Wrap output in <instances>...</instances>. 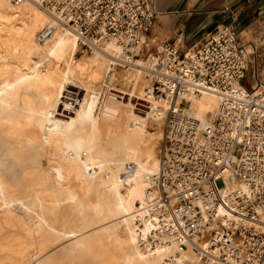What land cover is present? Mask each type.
<instances>
[{"label": "bare ground", "instance_id": "6f19581e", "mask_svg": "<svg viewBox=\"0 0 264 264\" xmlns=\"http://www.w3.org/2000/svg\"><path fill=\"white\" fill-rule=\"evenodd\" d=\"M40 7L44 8L50 18ZM46 24L42 37L54 29L59 31L45 41L44 48L55 60L57 58L67 63L65 69L56 65L53 70L41 73L33 69L30 55L41 48L36 33ZM79 38L77 30L67 26L55 8L46 7L42 0H0V77L3 78L0 86V148L11 147L0 152V241H7L13 235L7 229L25 225L15 221L16 217L11 213L15 210V203L5 202L10 185L17 183L24 186V194L28 198L26 212L35 214L40 220L36 224L41 227L46 209H51L47 207L49 203L46 204V201L66 198L85 199L84 206L90 210V218L88 223H83L84 227L101 223L89 239L81 235L65 248L67 254L64 264H72L75 259L87 261L78 264H187L193 258L201 259L202 249L207 248V242L178 244L169 233L159 229L150 214V205L159 195L156 179L160 157L151 145L148 146V142L160 137L165 108L167 115L171 108L187 107L203 125L210 123L220 101L218 93L212 90L189 92L185 95L186 101L173 98L171 94H156L162 101V110L160 103H157L159 100L152 93L153 85L150 86L145 77L144 72L150 74L146 63L138 58L132 64L125 65L124 46L118 42V37L99 42L88 41L92 48L91 54L84 55L81 60L72 58L71 62L70 55L75 52L76 42L79 48ZM141 62V70L134 68ZM150 80L152 83L151 75ZM23 82L33 83L36 89H41V93L36 92L32 99L27 96L28 100L25 98L27 101L24 100V104L18 107V98L17 101L12 99L10 89L14 85L20 87ZM89 91L93 92V96L84 105L79 97L84 98ZM127 91L129 98L126 101L116 98L117 95L122 98L127 96ZM3 95L8 97L4 98ZM11 112L16 115L13 120L8 118ZM88 115L91 116L89 120L86 119ZM147 121L151 125L156 124L158 130L151 131L150 127L153 126L144 128ZM23 128L29 129L22 131ZM91 136L99 139L89 148L86 146H89ZM104 137L114 138L115 142L112 143L120 152L119 156L114 154L116 157L109 160L106 154H96V151L104 150ZM83 147L88 154L79 161ZM4 162L10 163L8 173L1 167ZM128 164H133L134 170L125 178L122 173ZM59 168L64 171L62 176ZM101 169L102 173L98 174L102 176L101 180L96 188L93 186L91 189L92 177ZM67 174L73 177L74 183L62 182L61 179ZM238 188L247 191L241 181H227L226 188L217 191L221 200L216 218L225 217L235 225L251 224L264 230V204L256 207L255 214L247 216L224 201L226 193H232ZM90 195L95 197L94 201ZM14 196L16 200L18 195ZM70 208L84 215L82 206L67 208L73 211ZM118 229H122L123 233L119 234ZM42 247L40 245L39 248Z\"/></svg>", "mask_w": 264, "mask_h": 264}, {"label": "built area", "instance_id": "2783aa9c", "mask_svg": "<svg viewBox=\"0 0 264 264\" xmlns=\"http://www.w3.org/2000/svg\"><path fill=\"white\" fill-rule=\"evenodd\" d=\"M44 1L77 30L82 45L118 37L125 65L147 48L143 60L156 94L186 101L189 92L218 93L217 111L206 125L187 107L170 109L156 179L159 195L150 214L178 244L207 242L200 264H264V231L216 218L217 191L227 181L247 187L224 195L232 207L251 216L264 204V83L243 84L252 51L233 28L216 27L185 48L163 43L153 50L147 37L157 15L155 0ZM133 170L128 164L123 177Z\"/></svg>", "mask_w": 264, "mask_h": 264}, {"label": "rangeland", "instance_id": "374dc122", "mask_svg": "<svg viewBox=\"0 0 264 264\" xmlns=\"http://www.w3.org/2000/svg\"><path fill=\"white\" fill-rule=\"evenodd\" d=\"M43 4L44 5H48V4H46L45 1L43 2ZM39 6H41V5L39 4ZM51 7H52V5H51ZM40 8L49 17L48 13L44 10V8L43 7H40ZM47 25L48 24H46L45 26L41 27L37 31V33H36L37 42H38V44H39V46L41 48L36 52L37 54L36 53L35 54L34 53H31L32 56L30 55L31 62L33 64V69H35V71H37V72H41V71L42 72H45L46 70H53L56 67V65H59V67L61 69H65L66 68V63L67 62L61 61V60H59L57 58L55 60V57L53 55L51 56V54L44 48L45 41L49 40L50 37L53 34H55V33H57L59 31L58 29H54L52 31V33H50L49 35H47L45 37H42L41 36V33H42V31H46L45 29H46ZM242 37H243V39H242L243 41H246L249 38L247 35L246 36H242ZM147 40L149 41L150 47L154 50L157 47L158 48L160 47V45H161L160 42L162 40V37H159V38H157V40H154V38H153V36L151 34V35H148ZM251 43H252L253 47L248 46V48L250 50L252 49V53H251V80L253 78H255V79H258V83H264V33H254V31L251 30ZM75 46H76L75 52L72 55H70L71 56L70 57L71 62H73V59L72 58H74L75 60H81V58L84 55L91 54L92 48L88 47L87 45H85V44L82 45V43L79 42V48H78V45H77V42H76ZM42 48L45 51H47V52H45L44 50H42ZM146 49L144 50V52L138 58H141V59L144 58V54L147 52ZM48 60H50V61H48ZM141 64H142V62L138 66H136L134 68H136V69L137 68L138 69L142 68V65ZM119 67H121V66H119ZM123 69L130 70L128 68H123ZM132 70L135 71V69H132ZM144 73L146 74V75L145 74L144 75H145V77L147 79V82L149 83L150 86H152L153 83H151L150 74H148L147 72H144ZM2 79L3 78L0 77V86H1V83H2ZM32 86H34V87H32ZM35 87L36 86L33 83H30L29 84L28 82L21 83L20 87H17V85H14L13 87H11L12 90L10 89V94L12 95V99H14L15 101H17L16 99L18 98V101L16 102V105L18 107H21L24 104L23 103L24 100H25V102L28 100L27 99V96H29V98L32 99V96L34 98L37 93H41L40 92L41 89L39 90V89H36ZM38 90H39V92H38ZM153 90H154V88L152 86V93L154 94L155 99L156 100H159L158 97H156V93ZM15 92H16L17 95L15 94ZM92 94H93V92L89 91L85 95L86 97L84 96V98H83V96H80L79 97L80 102L82 104L86 105L85 103L88 101V99H91V96H93ZM128 95H129V92L127 91V96L124 95L123 98H122V97H118V95H117L116 98H119V99H121L123 101H126L129 98ZM2 97L6 98L8 96L7 95H3ZM131 101L132 102H135V99L134 98H131ZM157 103H158V105L160 103L159 107H162V110H163L164 107H163L162 101L159 100V101H157ZM165 109L163 111L165 113H163V122L161 124V135H160V137H158L156 140H153V141L150 140L148 142V146L151 145V148L155 152L158 153V155H159L160 158L162 157V153L164 152V145H165L164 144V142H165L164 141V133H165V129H166L167 118H168V115L170 113V110H169L167 112V115H166V110ZM11 111H12V109H11ZM15 117H16L15 113H12V112L8 116L9 120H13ZM90 118H91V116H89V115L86 117L87 120H89ZM145 125H144V128L146 127V129H149L150 126H153V128L150 127V130L153 131V132H156L158 130L157 129V126H155L156 124L151 125L150 122L147 121ZM27 129H29V128H23L22 131H24V130L26 131ZM110 138H111V140H110ZM12 139H14V138H12ZM98 139H99L98 137L91 136L89 138V146H86V147H89L90 148V146L91 145H94L93 143H96L98 141ZM102 140H103V143H104V150L103 151L100 150L101 152L99 150H98L99 152L96 151V154L97 155H100L101 154V156H102V154L103 155L106 154L105 157L108 156L107 158L109 160L111 159V157H113L115 155L116 156H119L120 155V152L116 148H114L115 147V144H113L115 142L114 138H112V137H107V138L104 137V138H102ZM68 148L71 149V147H68ZM91 148H92V146H91ZM7 149H11V147H8V148H0V152L1 151H6ZM109 151L111 152L112 155L110 154ZM87 154H88V151L85 149V147H83L81 153L79 154L80 157H81V159H79L80 157H78V160L79 161L82 160ZM49 162L51 164H54L53 161L52 162L49 161ZM4 163H3V165H1V167L3 168L4 172L8 173L9 172V169L11 167H9V168H7V167H8V165L10 163H7V162L5 164ZM126 163H132V162H126ZM73 169L74 168H72L71 171ZM59 171H61L60 173H61V176H62L63 175L62 172H64L63 169H60ZM102 171H103L102 169H101V171L99 170L95 174V176L92 177V180H91V182H92L91 189H93V186H94V188H96L98 186L99 181L101 180V177H102L101 175H98V174H101ZM67 176H65V178L63 177L61 179L63 183H65V184H67V183L68 184H72V183L75 182L74 180H72L73 177H70L68 174H67ZM151 180H150V182H151ZM10 189L12 190V192H11ZM7 194L9 196L7 197L8 199L5 198V202L8 203L9 201L10 202L13 201L12 204L15 203L14 204V207H13V209H15V210H13V212H11L12 215L17 218V219L15 218V221L17 220L18 223H21V224L24 223L25 225H23V227H15V228H12V229H7L8 232L10 231L9 233H12L13 232V235L10 238H8L7 241L6 240L5 241H0V251H1L0 252V264H5V263L6 264H12L13 261L16 264H40V263H42V264H50V263L51 264H54V263L55 264H64V257L67 254L65 248L67 246H69L70 244H72V242L74 240L78 239L81 235L85 236L86 239H89L91 236H93L94 230L96 229V227H99L101 225V223H96V224H93L91 226H85L84 227L83 223H88V218H90V210H87L85 208V206H84L85 199L84 198H81L80 200H74V199H68V198H66V199H58L57 201H53V200L52 201H46V204H47V202L49 203V204H47V207H49L51 209H46L47 211H45V214H44L45 219H44V222H43L42 227H41V226H39V225L36 224V223H39V221H40L39 218L35 214L33 215L31 213V215H30L29 212H26L27 211L26 210V206H27L26 204H28V198H27L26 194H24V186L23 185L21 187L17 183L11 184L10 185V188L8 189ZM13 195H18L17 197H19V198L17 199V197H16V200H15V199H13V198H15V196L13 197ZM90 199L92 201H94L95 200V197L93 195H90ZM19 202H20V205H18ZM50 203H51V205H50ZM55 206L57 208H55ZM72 206H82V208L84 209V215H80L79 213H77V211H76L75 208L74 209L70 208L73 211L67 209L68 207H72ZM23 207H25V209ZM52 207H54V208H52ZM18 209H19V211H18ZM24 210H25V212H24ZM53 210H54V212H53ZM24 214H26L25 215V218L28 217L27 219L24 218V216H23ZM28 214L30 216H32V217H30ZM18 218H20L21 220L19 221ZM22 218L24 220H22ZM30 218H32V219H30ZM28 219H29V221H28ZM31 220H33V222H31ZM37 220H39V221H37ZM32 226H33V228H32ZM34 226H35V228H34ZM77 228L80 229V230L78 231ZM71 230H72V232L70 233ZM120 230H122V229H118L117 230L119 232V234L121 232L123 233V230L122 231H120ZM262 231H264V230H262ZM64 232H66L67 234L64 233ZM89 232H90V234H89ZM74 236H76V237H74ZM18 243H20L21 245L18 244ZM13 244L15 246H13ZM46 244H49V246L46 245ZM23 245H24V247H23ZM40 245H41V247L42 246L43 247L42 248H39ZM17 246H18V248H17ZM7 248H9V250ZM24 248H26V249H24ZM125 248L126 247H124V249ZM18 249H21V251H19ZM58 250H60V251L58 252ZM64 250H65V252H64ZM13 251H14V253H13ZM11 252H12V254H11ZM40 252H41V254L38 255ZM42 252H44V253H42ZM16 253H17V255H16ZM55 253H57V254H55ZM20 254H21V256H20ZM31 254H33V255H31ZM8 256L13 257V258H9ZM34 256H36L38 259L37 258L34 259L35 258ZM39 256H41V257H39ZM19 257H21V259H19ZM32 257H34V258H32ZM53 257H54V259H53ZM10 259H12L11 262L8 261ZM50 259H51V262H50ZM40 260H42V262H38ZM46 260H47V262H46ZM19 261H21V263ZM82 261H86V260H83V259H81V260L80 259H75V261L72 264H78L79 262H82ZM15 263H13V264H15ZM187 264H200V258H193Z\"/></svg>", "mask_w": 264, "mask_h": 264}, {"label": "crops", "instance_id": "0c3cea01", "mask_svg": "<svg viewBox=\"0 0 264 264\" xmlns=\"http://www.w3.org/2000/svg\"><path fill=\"white\" fill-rule=\"evenodd\" d=\"M157 12L148 35L163 43H178L185 48L219 26H230L240 42L253 47L251 30L264 33V0H155ZM248 36L243 41L242 36ZM254 76V75H253ZM243 84L251 87V54Z\"/></svg>", "mask_w": 264, "mask_h": 264}]
</instances>
